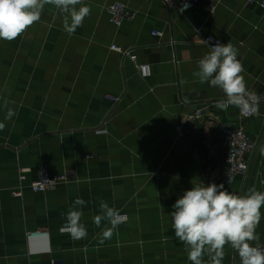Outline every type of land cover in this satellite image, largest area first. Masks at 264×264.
<instances>
[{"label":"crops","instance_id":"obj_1","mask_svg":"<svg viewBox=\"0 0 264 264\" xmlns=\"http://www.w3.org/2000/svg\"><path fill=\"white\" fill-rule=\"evenodd\" d=\"M83 2L91 12L72 34L63 14L45 5L38 22L0 40V120L15 110L0 131V264H191L168 214L191 182L203 183L204 167L224 184L220 123L238 124L255 143L246 175L226 189L264 192V11L246 0H217L213 9L202 0L185 13L160 0ZM116 2L135 12L120 26L108 20ZM209 34L238 50L247 88L262 97L258 114L239 119L235 107L218 109L222 90L195 75ZM111 44L133 49L151 75L142 78ZM199 107L203 117L184 122ZM19 167L28 171L22 197H14ZM41 167L68 182L32 192L27 185ZM77 198L86 201L88 235L73 240L63 229ZM101 200L123 218L110 239L102 236L109 222L92 219ZM31 231L47 236L28 238ZM256 232L259 242L250 243L264 245V216ZM224 253L222 264H241L230 245Z\"/></svg>","mask_w":264,"mask_h":264},{"label":"clouds","instance_id":"obj_2","mask_svg":"<svg viewBox=\"0 0 264 264\" xmlns=\"http://www.w3.org/2000/svg\"><path fill=\"white\" fill-rule=\"evenodd\" d=\"M45 5L54 6L63 14V26L69 34L74 33L91 12L83 0H0V40L12 41L20 36L40 20ZM206 42L210 51L198 61L195 75L201 82L218 87L224 93L225 99L217 102L216 107L220 110L235 107L241 114H258L262 97L247 88L238 50L231 43ZM14 115L15 110L9 108L5 120H0V131L5 128V121ZM191 185L175 200L168 214L174 238L185 245L191 264H205L206 255L211 264H222L226 244L238 253L241 264H264V246L250 243L260 240L256 228L264 216L261 212L264 192L253 189L238 195L228 191L224 184L205 185L199 181ZM85 204L84 199L77 198L66 215L64 229L73 240L88 235L81 222ZM92 219L97 227L102 221L109 222L111 226L102 231V236L110 239L120 223L119 210L101 200L99 214Z\"/></svg>","mask_w":264,"mask_h":264},{"label":"built area","instance_id":"obj_3","mask_svg":"<svg viewBox=\"0 0 264 264\" xmlns=\"http://www.w3.org/2000/svg\"><path fill=\"white\" fill-rule=\"evenodd\" d=\"M167 9L177 10L180 13H185L186 11L194 8L202 0H160ZM213 9L217 0H204ZM247 4L256 3L264 11V0H246ZM187 5V7H185ZM108 20L115 26H120L123 21L130 20L135 17V12L130 10L125 4L121 2H116L110 5L107 9ZM198 32H200L198 30ZM151 34L156 37H161L162 32L152 31ZM209 44H215L217 42L221 43L213 35H206L203 37V43L208 47ZM209 48V47H208ZM109 49L118 52L123 57H128L136 66L140 76L142 78H147L151 75V69L149 64H141L137 62V56L133 49H124L116 44H111ZM210 50V49H209ZM113 101V105H116L120 101V97H109ZM205 114L204 108L199 107L194 113L188 115L184 122H193L195 120L201 119ZM252 114H241L239 112V119L251 117ZM106 131V129H102ZM178 135H182L181 125L176 127ZM217 131L220 136L223 145V162H224V186L228 188L231 186L233 181L237 176L244 177L249 169L250 156L254 150L255 143L247 135V133L236 123H220L217 126ZM264 150V147H263ZM87 157H92V155H87ZM27 168H18V182L16 187L11 191V195L14 197H22L24 191V180L26 178ZM202 180L205 185L213 183L210 180V166H206L202 169ZM68 182V177L66 173L59 175H49L44 167H41L38 171V177L36 180L32 181L27 185L29 190L32 192H50L57 189L61 185H65ZM120 220H122V214L119 213ZM65 231V229H63ZM26 236L28 238L33 237H46V231H31L27 232ZM264 246V245H262ZM52 263L54 261L52 260Z\"/></svg>","mask_w":264,"mask_h":264}]
</instances>
